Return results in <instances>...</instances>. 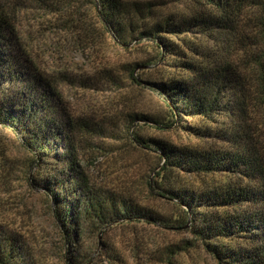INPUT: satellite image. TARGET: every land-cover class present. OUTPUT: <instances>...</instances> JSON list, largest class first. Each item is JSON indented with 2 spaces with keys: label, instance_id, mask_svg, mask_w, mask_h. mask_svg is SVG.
<instances>
[{
  "label": "trees",
  "instance_id": "trees-1",
  "mask_svg": "<svg viewBox=\"0 0 264 264\" xmlns=\"http://www.w3.org/2000/svg\"><path fill=\"white\" fill-rule=\"evenodd\" d=\"M180 3L175 10L166 0H0V166L14 163V144L29 153L35 172L27 178L51 203L66 264L90 261L80 233L142 225L182 230L215 264H264V0ZM78 6L91 7L99 36L136 53L137 61L105 70L104 81L122 86L125 74L130 90L162 100L150 114L128 98L117 120L125 146L153 153L147 192L173 206L174 218L93 185L82 159L101 155L90 146L108 138V122L67 110L63 80L51 78L23 40L32 17L40 28L60 19L77 25ZM72 80L83 92L94 86ZM175 125L198 144L146 134ZM3 223L0 264H42ZM159 251L161 264H178L187 247Z\"/></svg>",
  "mask_w": 264,
  "mask_h": 264
},
{
  "label": "rangeland",
  "instance_id": "rangeland-1",
  "mask_svg": "<svg viewBox=\"0 0 264 264\" xmlns=\"http://www.w3.org/2000/svg\"><path fill=\"white\" fill-rule=\"evenodd\" d=\"M166 1L175 10L181 4L180 0ZM78 8L80 21L77 25L60 19V23L53 22V25L57 23L55 26L50 24L40 28L39 19L32 17L30 27L23 30V40L48 75L63 80V84L58 83L67 110L89 113L99 122H108V138H96L94 145L90 146L102 148L99 151L101 155H97L96 150L82 159L93 185L128 193L139 204L174 218L176 211L173 206L147 192L146 182L154 177L149 168L157 163L153 153L125 146L123 124L117 120L118 114L127 110L128 98L150 114L160 109L162 100L150 91L130 90L125 74L120 75L123 89L104 81L105 70L117 71L121 66L137 61L136 53L131 48L115 45L107 36H99L95 31L97 27L91 7ZM24 19L21 13L19 21ZM78 27L85 30L78 31ZM68 77L77 82L85 80L94 86L83 92ZM188 122L184 125L188 126ZM146 134L176 146L198 144L178 125L169 130H150ZM7 137L10 141L14 140L12 136ZM29 156L25 149L14 144L10 153L14 163L0 166V222L9 224L26 239L28 247L42 264H66L62 258V233L51 212V203L44 192L34 190L28 181L27 177L35 172L28 169ZM78 239L79 248L85 244L91 254L88 264H161L159 250L177 244L187 247V251L177 258L178 264H215L198 245L190 247L193 245L192 238L182 230L148 225L118 226L103 229L98 234L89 230L83 235L80 233ZM114 256L121 263L115 261Z\"/></svg>",
  "mask_w": 264,
  "mask_h": 264
}]
</instances>
